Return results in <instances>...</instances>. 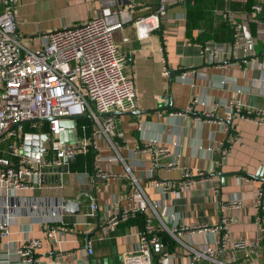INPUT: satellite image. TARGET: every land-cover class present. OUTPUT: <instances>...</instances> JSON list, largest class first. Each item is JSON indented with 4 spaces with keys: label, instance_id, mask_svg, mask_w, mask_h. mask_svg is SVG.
I'll return each mask as SVG.
<instances>
[{
    "label": "crops",
    "instance_id": "0c3cea01",
    "mask_svg": "<svg viewBox=\"0 0 264 264\" xmlns=\"http://www.w3.org/2000/svg\"><path fill=\"white\" fill-rule=\"evenodd\" d=\"M104 1L110 0H17L14 9L18 33L35 35L80 24L97 13ZM112 1L122 10L123 22V27L112 33V39L124 56L123 72L134 79L137 108L114 114L123 138L114 137L115 148L102 147L100 153L104 157L118 155L133 166L156 211L152 224L163 244L162 251L171 255L165 264H189L186 245H210L215 237L209 232L173 236L169 230L180 224L214 225L221 215H227L233 238L256 240L260 224L264 226V210L254 209L256 190L264 188V127L239 118L226 122L224 110L233 96L249 106L264 108V73L251 65L245 69L246 60L264 55V15L253 17L248 0H169L159 27L139 39L132 21L154 12L159 0ZM255 2L264 4V0ZM226 11L241 27L239 43L219 59L202 54L206 42L225 43L227 47L232 43ZM230 62L236 64L220 67ZM183 71L187 73L185 78H181ZM221 78L226 82L222 84ZM236 89H240L237 95ZM192 98L209 105L217 102L211 121L196 118L209 107L199 106L187 116L174 114L184 110ZM83 119L88 118L78 119L77 124ZM151 138L171 151V155L155 161L151 172L156 179L172 184L180 181L179 167L165 168L173 156L192 171L204 172L205 178L177 192L151 186L146 179L152 166L151 153L136 149ZM93 157L92 150L78 154L66 169L52 168L36 189L20 192L25 197H36L48 212L55 204L63 203L62 220L45 221L39 214L12 220L8 236L0 238V256L6 251L11 253L14 246L29 237L41 240L34 251L40 264H123L124 256L137 249L140 228L124 226L120 221L102 239L99 235L104 215L111 204L127 195L128 183L121 176L120 159L103 160V166L116 176L101 178L93 171ZM234 199L240 201L239 209L228 205ZM67 200L79 204L78 213L64 209ZM91 201L97 209L88 215ZM49 228L54 231L51 239L47 236ZM153 259L161 264L159 255ZM221 260L224 264H264V241L258 256L246 258L241 251L227 246L221 251ZM195 264L217 263L201 258Z\"/></svg>",
    "mask_w": 264,
    "mask_h": 264
},
{
    "label": "built area",
    "instance_id": "2783aa9c",
    "mask_svg": "<svg viewBox=\"0 0 264 264\" xmlns=\"http://www.w3.org/2000/svg\"><path fill=\"white\" fill-rule=\"evenodd\" d=\"M183 1L187 0H174ZM16 2L0 0V238L8 236L12 220L21 216L39 214L45 221H61L63 203L55 204L48 212L47 206L36 197H25L20 192L36 189L41 178L52 168L66 169L78 154L92 150V167L96 176H116L110 168L103 166L102 161L120 159L123 167L121 176L128 183L127 195L123 200L111 204L104 215L99 239L114 230L120 221L141 213L144 215V225L138 233L137 249L124 256L123 264H157L154 255H159L161 264H165L171 255L162 251L163 244L152 224L156 211L146 197L133 166L118 155L104 157L100 153L102 147L115 148L114 137L123 138V133L117 129L114 114L137 108L134 79L123 72L124 56L112 39V33L123 27L120 18L122 10L115 7L112 0L104 1L97 13L80 24L63 25L25 36L18 33L14 9ZM169 3V0H159L154 12L132 21L139 39L159 27L160 17L165 14ZM250 13L253 17L264 15V4L253 3ZM225 17L232 28V43L227 47L225 43L206 42L201 48L202 54L219 59L228 48H234L239 43L240 25L232 19L230 12L226 11ZM232 64L236 63H225L220 67L226 68ZM245 64V69L251 65L264 73V55L261 58L253 56ZM186 74L183 71L181 78H185ZM220 82L223 84L226 81L221 78ZM239 91L235 90L236 95ZM208 105L198 98H192L184 110L174 114L187 116L199 106L209 107L196 118L211 121L218 104L214 102ZM224 111L226 122L239 118L264 127V108L249 106L236 96L228 101ZM70 115H89V133H85V124H77L76 141L62 145L59 134L64 127L60 122ZM224 120L218 122L222 124ZM35 134L39 137L48 135L47 140L43 141V146L47 148L44 155L33 156L24 151V142L33 140ZM158 141L151 138L136 148L151 153L152 166L146 175L151 186L177 192L195 180L205 178L204 172L192 171L173 156L165 168L179 167L180 181L172 184L156 179L151 172L155 161L171 155L170 147ZM176 143L173 140V144ZM227 152V149L224 150V154ZM228 205L239 209L240 201L234 199ZM89 207L88 215H92L97 205L91 201ZM254 209L256 212L264 210V188L256 190ZM229 224V217L221 215L218 224H180L169 231L173 236L206 232L215 236L210 245L203 244L199 248L186 245L190 251L189 264H195L201 258L224 264L221 251L227 246L241 251L246 258L253 254L258 256L261 241H264L263 224L259 226V237L253 241L233 238ZM53 233L52 228L47 230L50 239ZM40 245V239L25 237L11 253L6 251L0 256V264H40L39 259L34 257V251Z\"/></svg>",
    "mask_w": 264,
    "mask_h": 264
},
{
    "label": "water",
    "instance_id": "95a60500",
    "mask_svg": "<svg viewBox=\"0 0 264 264\" xmlns=\"http://www.w3.org/2000/svg\"><path fill=\"white\" fill-rule=\"evenodd\" d=\"M86 117L90 119L89 115H70L66 117L65 119L61 120L60 124L62 127H64V130L60 132L59 134V140L62 143V145L67 144L69 142L76 141L77 138V120L80 118ZM49 119H47L48 121ZM47 134H43L40 137L35 134L33 137L34 139L31 141L26 140L24 142V151L29 153L33 156L44 155L47 152V148L43 146V141L47 140ZM40 138V139H39ZM64 209L66 211L72 212V213H78L79 211V204L72 202L70 200H67L64 204Z\"/></svg>",
    "mask_w": 264,
    "mask_h": 264
},
{
    "label": "trees",
    "instance_id": "16d2710c",
    "mask_svg": "<svg viewBox=\"0 0 264 264\" xmlns=\"http://www.w3.org/2000/svg\"><path fill=\"white\" fill-rule=\"evenodd\" d=\"M255 3V0H248L247 1V4H253ZM4 145H2V147H4ZM75 160H77L75 158ZM75 163H78L77 161ZM122 222V225L124 226H133V225H137L140 229L143 228V225H144V215L143 214H136L135 216H132L131 218H128L127 220H124V221H121Z\"/></svg>",
    "mask_w": 264,
    "mask_h": 264
},
{
    "label": "rangeland",
    "instance_id": "374dc122",
    "mask_svg": "<svg viewBox=\"0 0 264 264\" xmlns=\"http://www.w3.org/2000/svg\"><path fill=\"white\" fill-rule=\"evenodd\" d=\"M81 123H84L86 126H89L90 121H89L88 119H83V120L80 122V124H81ZM46 126H48L47 123H46Z\"/></svg>",
    "mask_w": 264,
    "mask_h": 264
}]
</instances>
